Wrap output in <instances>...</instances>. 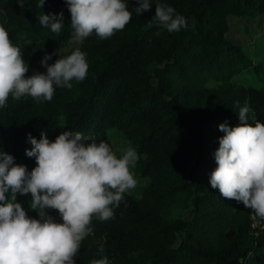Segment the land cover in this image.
<instances>
[{
    "label": "trees",
    "instance_id": "trees-1",
    "mask_svg": "<svg viewBox=\"0 0 264 264\" xmlns=\"http://www.w3.org/2000/svg\"><path fill=\"white\" fill-rule=\"evenodd\" d=\"M123 2L133 15L122 31L104 40L93 33L72 46L65 0H45L43 9L38 0H0V26L20 48L26 78L46 74L45 54H52L51 65L79 47L88 63L86 78L72 81L71 89L54 85L51 101L9 97L0 108V151L31 172L29 133L39 140L46 131L54 142L73 130L89 138L85 143H99L115 132L122 149L136 150L134 169L146 184L137 197L125 193L111 219L93 217L75 264L104 256L109 264H264V221L254 233L243 203L210 185L224 135L219 125L238 126L245 105L248 123H264V41L244 50L228 34L232 21L264 22V0H150L151 10L139 16L136 0ZM156 4L174 8L187 28L158 26ZM61 12L59 35L39 23L40 15ZM17 202L39 219L30 193L18 194ZM45 211L62 223L56 210Z\"/></svg>",
    "mask_w": 264,
    "mask_h": 264
},
{
    "label": "clouds",
    "instance_id": "clouds-1",
    "mask_svg": "<svg viewBox=\"0 0 264 264\" xmlns=\"http://www.w3.org/2000/svg\"><path fill=\"white\" fill-rule=\"evenodd\" d=\"M74 30L70 44H82L93 33L108 39L122 31L131 21L133 11L123 0H65ZM45 0H38L37 8ZM137 16L151 10L150 0H136ZM175 9L166 4L155 5V23L169 32L187 28V20L174 15ZM39 23L60 34L64 27L63 12L42 14ZM153 24L150 22L149 27ZM60 55V54H59ZM52 54L41 60L45 73L26 78L28 64L0 26V108L11 96L19 101L30 96L38 103L51 101L55 87L71 89L72 81H83L88 72L85 53L79 47L66 57L49 65ZM247 105L240 108V124L219 125L224 133L215 152L216 169L211 173L210 185L219 189L228 200L242 202L252 210L253 220L264 221V123H248ZM82 133L66 130L50 142L46 131L37 140L30 133L25 149L35 158L36 167L29 172L26 166L16 165L14 157L0 151V264H75L81 242L93 231V217L101 221L111 219L113 206L118 207L124 194L134 189L136 179L131 168L139 157L134 148L121 149L117 156L105 141L88 140ZM31 194L32 210L39 219L29 218L17 195ZM46 209L59 213L57 223ZM101 246L98 252L103 253ZM91 264H109L107 256L92 260Z\"/></svg>",
    "mask_w": 264,
    "mask_h": 264
},
{
    "label": "rangeland",
    "instance_id": "rangeland-1",
    "mask_svg": "<svg viewBox=\"0 0 264 264\" xmlns=\"http://www.w3.org/2000/svg\"><path fill=\"white\" fill-rule=\"evenodd\" d=\"M246 28L248 29L246 31ZM229 36L231 39H233L237 43H245L243 45L244 50H248L253 43L254 40L257 41V39L264 41V22L263 20L257 21L256 24L248 23V22H235L232 21V25L230 27ZM255 42V41H254ZM72 46H75V44H72ZM264 54V51H263ZM260 62L264 64V58L261 57ZM107 143L110 145L112 150L116 153V155L119 157L121 154V149L123 146L122 137L115 133L110 132L108 134V140ZM131 171L137 181L136 186L134 189H131L129 193L135 195V197L140 195V190L142 187L146 184L145 180H140L137 176L138 173L134 169V167L131 168Z\"/></svg>",
    "mask_w": 264,
    "mask_h": 264
},
{
    "label": "built area",
    "instance_id": "built-area-1",
    "mask_svg": "<svg viewBox=\"0 0 264 264\" xmlns=\"http://www.w3.org/2000/svg\"><path fill=\"white\" fill-rule=\"evenodd\" d=\"M247 212L249 214L250 221H251L250 229H251V231L256 233L259 229L262 228V225H261L259 220H253V218H252L253 214H252V210L251 209L247 208Z\"/></svg>",
    "mask_w": 264,
    "mask_h": 264
}]
</instances>
